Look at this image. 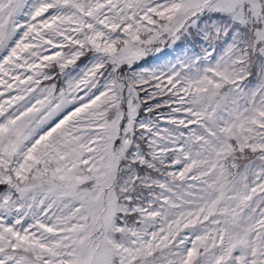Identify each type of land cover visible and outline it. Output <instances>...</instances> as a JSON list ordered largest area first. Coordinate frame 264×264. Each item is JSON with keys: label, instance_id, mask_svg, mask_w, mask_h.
<instances>
[{"label": "snow or ice", "instance_id": "6c2138e0", "mask_svg": "<svg viewBox=\"0 0 264 264\" xmlns=\"http://www.w3.org/2000/svg\"><path fill=\"white\" fill-rule=\"evenodd\" d=\"M0 264H264V0H0Z\"/></svg>", "mask_w": 264, "mask_h": 264}]
</instances>
